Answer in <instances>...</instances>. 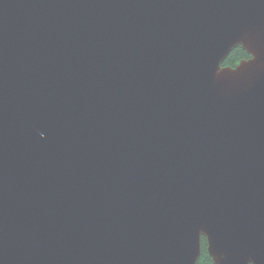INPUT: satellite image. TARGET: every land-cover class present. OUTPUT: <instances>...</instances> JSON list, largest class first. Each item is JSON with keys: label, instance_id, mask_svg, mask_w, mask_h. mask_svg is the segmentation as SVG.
I'll list each match as a JSON object with an SVG mask.
<instances>
[{"label": "water", "instance_id": "obj_1", "mask_svg": "<svg viewBox=\"0 0 264 264\" xmlns=\"http://www.w3.org/2000/svg\"><path fill=\"white\" fill-rule=\"evenodd\" d=\"M202 238L264 264V0H0V264H196Z\"/></svg>", "mask_w": 264, "mask_h": 264}, {"label": "trees", "instance_id": "obj_2", "mask_svg": "<svg viewBox=\"0 0 264 264\" xmlns=\"http://www.w3.org/2000/svg\"><path fill=\"white\" fill-rule=\"evenodd\" d=\"M248 55L240 48L232 50V52L225 59L223 66L234 67L241 60L248 59ZM207 245L204 238L201 239V253L196 264H213L211 258L206 251Z\"/></svg>", "mask_w": 264, "mask_h": 264}]
</instances>
